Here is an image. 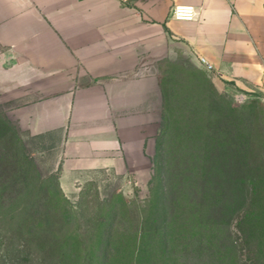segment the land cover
Wrapping results in <instances>:
<instances>
[{
	"label": "crops",
	"instance_id": "1",
	"mask_svg": "<svg viewBox=\"0 0 264 264\" xmlns=\"http://www.w3.org/2000/svg\"><path fill=\"white\" fill-rule=\"evenodd\" d=\"M175 6L196 18L172 19ZM162 63L264 101V0H0V104L17 128L55 138L63 191L84 173L151 166Z\"/></svg>",
	"mask_w": 264,
	"mask_h": 264
},
{
	"label": "trees",
	"instance_id": "2",
	"mask_svg": "<svg viewBox=\"0 0 264 264\" xmlns=\"http://www.w3.org/2000/svg\"><path fill=\"white\" fill-rule=\"evenodd\" d=\"M199 75L200 84L191 80L187 89H196L200 97L210 98L211 107L199 110V105H194L183 114L182 123L180 119L175 125L171 122L175 116L174 101L170 91L163 89L162 129L153 160L148 219L135 232L128 223V229L117 237L112 233L115 225L110 224L108 218L98 223L97 232L87 240L68 230L58 238V243L51 245L58 250L61 261L178 264L179 259L173 257L189 251L194 242H202L208 232L214 238L218 233L229 235L227 251L233 255L229 264H264L263 105L256 96L246 107H237L217 91L206 75L202 72ZM206 101V98L201 99L203 103ZM255 109L260 110L262 118ZM173 130H176L177 141ZM168 133L174 141L170 146L177 151L169 164L163 159ZM235 155L238 158L234 164L231 159ZM168 180L172 189L166 185ZM44 182L27 144L9 119L0 115V219L18 220L19 225L28 227L30 232L48 222L51 213L63 216L68 223L73 210L69 208L58 178L54 191ZM231 187L238 190L233 199V193L229 192L233 191ZM168 198H172L171 204L165 206ZM228 202L234 207L229 209ZM168 215L175 223L168 222ZM233 222L236 232L242 235L241 243L233 241L236 236L231 231ZM128 230L130 232H126Z\"/></svg>",
	"mask_w": 264,
	"mask_h": 264
},
{
	"label": "rangeland",
	"instance_id": "3",
	"mask_svg": "<svg viewBox=\"0 0 264 264\" xmlns=\"http://www.w3.org/2000/svg\"><path fill=\"white\" fill-rule=\"evenodd\" d=\"M183 63L185 66H190L187 57H180L177 62V67L181 68L180 66H183ZM160 68L161 74H167L166 76H168L166 78L167 89H169L171 98L174 101L172 107L175 116L171 121L174 125L180 123L179 121L182 123L185 116L183 114L189 111L194 105H199V110H205L211 107L212 100L210 98L204 97L203 95L200 97V95H197L198 91L196 89H193V91L187 89L189 88L191 80H196V83L200 84V81H198L200 75L197 70H189L190 76L192 77L190 80L186 79L183 73L177 71L178 74L175 76L171 75V68L166 63L160 64ZM217 91L223 94L227 101L240 108L246 107L250 102L255 101L256 96H258L256 94L237 91L235 88L219 82ZM195 96L198 97L190 102L187 101L188 98ZM240 97L243 102L237 100L241 99ZM202 98H206L207 101L204 103L201 102ZM197 100L199 101L198 104H196ZM257 101L263 105L264 109L263 99L259 98ZM8 108L7 104H0V115L2 117H7ZM255 112L261 116L260 110L255 109ZM11 124L15 127L21 140L27 144L31 157L34 158L38 165L39 174L45 180V186L54 191L57 178L59 181L60 171V167L58 166L59 152L55 147V138L50 135L33 137L29 132L17 128L12 122ZM161 129L162 125H160L159 130L161 131ZM172 133L175 134L177 141L176 130H173ZM169 136L170 134L168 133L164 142L165 144L163 145V159H167V164H169V160L177 153L175 151L176 147L171 148L170 146L174 141ZM156 154L157 142L151 166H148L147 162L146 165L144 163H137L134 168L125 174H115L112 171H94L75 177L76 181L73 185L71 184L69 188L65 187V191L62 190L64 196L70 203L69 208L73 210L68 223L63 216H57V214L51 213V215L49 214L51 218H49L48 222H45L41 227L37 226L35 230L30 232L28 227L19 225L18 220L0 219V264H75L68 261H61L58 250H55L51 245L56 241L58 243V238L64 236L68 230L76 232L84 240L90 239L97 232L99 228L98 223L104 222L107 218L110 224L115 225V228H112L114 237L124 233L123 230H127L129 227L128 223L133 227V232L138 230L142 223L149 217V210L152 204L150 196L153 185L151 182L154 174L153 160ZM237 158L235 155L231 161L235 164L236 161L234 160ZM167 164L164 163V166H168ZM231 166L235 165L232 164ZM165 169L167 170V168ZM168 178L170 179V176ZM166 185L168 189L173 188L170 180L167 181ZM236 191L238 190L233 189V191H229L233 193L231 195L232 199L235 197L234 192ZM170 199L172 198L166 199L168 202L165 200V206L171 204ZM229 205V209L234 207L233 203H229ZM112 206L116 209L113 210ZM168 222L175 223L171 215H168ZM173 223L170 224L172 227ZM234 225L235 222L231 226V231L236 234L233 237V241L235 243H241L242 235L240 232H236ZM126 232H130V230ZM220 234L218 233L216 235L218 237L215 236L216 238H214L210 237L213 235L206 232L202 238V242H194L193 248L183 254L175 255L173 258L179 259L178 264H229L233 259V255L227 251L230 249V238L226 233Z\"/></svg>",
	"mask_w": 264,
	"mask_h": 264
},
{
	"label": "built area",
	"instance_id": "4",
	"mask_svg": "<svg viewBox=\"0 0 264 264\" xmlns=\"http://www.w3.org/2000/svg\"><path fill=\"white\" fill-rule=\"evenodd\" d=\"M170 16L172 19L178 20V21H192L197 16V11L192 6H175L172 8L170 12ZM200 63L207 68V70L211 71L212 66L203 58H200ZM241 98V97H240ZM240 102L241 99H237Z\"/></svg>",
	"mask_w": 264,
	"mask_h": 264
}]
</instances>
